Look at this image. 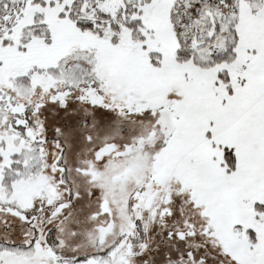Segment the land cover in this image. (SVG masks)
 <instances>
[{"label": "snow or ice", "instance_id": "6c2138e0", "mask_svg": "<svg viewBox=\"0 0 264 264\" xmlns=\"http://www.w3.org/2000/svg\"><path fill=\"white\" fill-rule=\"evenodd\" d=\"M0 264H264V0H0Z\"/></svg>", "mask_w": 264, "mask_h": 264}]
</instances>
